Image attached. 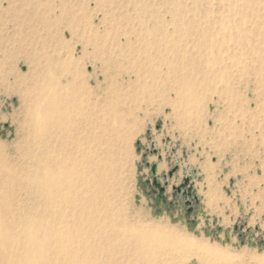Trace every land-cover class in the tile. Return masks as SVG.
Masks as SVG:
<instances>
[{
    "label": "rangeland",
    "instance_id": "rangeland-1",
    "mask_svg": "<svg viewBox=\"0 0 264 264\" xmlns=\"http://www.w3.org/2000/svg\"><path fill=\"white\" fill-rule=\"evenodd\" d=\"M177 1L178 7L173 0H0V212L7 223L39 208L22 181L42 153L32 105L40 99L38 74L45 83L66 85L64 69L55 70L60 58L79 63L81 79L93 83L98 98L129 91L137 100L130 102L137 111L135 136L127 139L126 126L120 179L112 181L123 188L117 197L129 221L166 226L221 249L236 264L264 260V52L254 56L248 47L264 50V0ZM178 8L184 11L180 24L173 21ZM242 20L247 45L240 47V34L217 35L236 30ZM145 30H156L158 46L145 47ZM183 30L192 32L188 45ZM195 30L216 37L214 54L226 63L242 56L243 64L233 67L229 93L223 82L210 84L196 95L200 106L185 109L172 91L180 56L171 60L161 37L166 31L179 43L177 52L192 57L201 39ZM126 40L133 50L124 49ZM50 143L44 148L49 155ZM152 164L158 165V186ZM186 178L197 203L185 195Z\"/></svg>",
    "mask_w": 264,
    "mask_h": 264
},
{
    "label": "bare ground",
    "instance_id": "bare-ground-1",
    "mask_svg": "<svg viewBox=\"0 0 264 264\" xmlns=\"http://www.w3.org/2000/svg\"><path fill=\"white\" fill-rule=\"evenodd\" d=\"M173 3L178 7L177 0ZM177 10L173 21L180 24L184 11ZM208 21L210 26L212 20ZM243 24L242 20L236 30H218L217 35L220 31L230 38L240 34L241 38L236 40L243 47L247 45ZM144 32L145 47L158 46L156 30ZM183 32L186 34L183 40L188 45L192 32ZM193 32L201 39L195 42L192 57L178 53L179 43L169 39L166 31L165 37H161L162 48L172 49L171 60L180 56V69L171 72L175 84L172 91L177 106L185 109L198 108L200 102L196 95L210 84L223 82L229 93L233 67L243 64L242 56L240 61L228 58L226 63L220 52L215 55V36L206 38L204 30ZM248 47L254 56L264 52L257 44ZM124 49L133 50L130 40H126ZM132 53L140 55V51ZM55 66L56 72L58 68L64 69L66 85L56 80L45 83L38 74L41 80H37L35 90L40 99L32 105V121L38 129L37 149L42 153L39 152L34 167L22 180L25 186H30L31 196L40 209L24 214L12 224L5 221L3 210L0 212L3 264H186L191 259H197L200 264H236L234 257L208 243L163 225L134 223L125 217L124 205L117 197L123 188L120 184L113 185L112 181L117 184L120 179V144L135 136L132 125L137 111L130 102L137 103V100L129 91L115 94L108 101L100 99L89 87L93 83L84 84L81 79L78 62L59 58ZM198 71L202 78L195 73ZM259 73L262 75L263 71ZM66 88L68 93L64 99ZM124 106L133 110L125 113ZM126 126L130 128L127 139L124 137ZM49 140L52 141L51 155L44 153ZM259 263L264 264V260Z\"/></svg>",
    "mask_w": 264,
    "mask_h": 264
},
{
    "label": "water",
    "instance_id": "water-1",
    "mask_svg": "<svg viewBox=\"0 0 264 264\" xmlns=\"http://www.w3.org/2000/svg\"><path fill=\"white\" fill-rule=\"evenodd\" d=\"M157 169H158V165L157 164H152V166H151V174H152V177H153L154 184L158 186L159 183H158ZM169 176H173V173H170ZM183 188L186 189L185 195H186L187 198H191L192 201H195L196 203L199 201L198 196L196 194H194L193 191H192V186H190V179L189 178L185 179ZM161 191L164 192L165 189L161 188ZM187 204L189 206H191L192 202L188 201Z\"/></svg>",
    "mask_w": 264,
    "mask_h": 264
},
{
    "label": "crops",
    "instance_id": "crops-1",
    "mask_svg": "<svg viewBox=\"0 0 264 264\" xmlns=\"http://www.w3.org/2000/svg\"><path fill=\"white\" fill-rule=\"evenodd\" d=\"M243 244V243H242Z\"/></svg>",
    "mask_w": 264,
    "mask_h": 264
}]
</instances>
